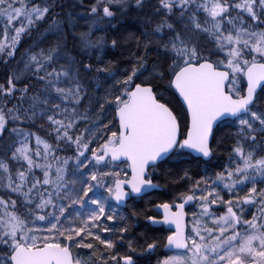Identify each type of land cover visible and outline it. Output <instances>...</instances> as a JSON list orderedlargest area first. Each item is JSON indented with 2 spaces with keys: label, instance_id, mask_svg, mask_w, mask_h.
<instances>
[{
  "label": "snow or ice",
  "instance_id": "6c2138e0",
  "mask_svg": "<svg viewBox=\"0 0 264 264\" xmlns=\"http://www.w3.org/2000/svg\"><path fill=\"white\" fill-rule=\"evenodd\" d=\"M78 6L0 0V264H264V0Z\"/></svg>",
  "mask_w": 264,
  "mask_h": 264
},
{
  "label": "trees",
  "instance_id": "16d2710c",
  "mask_svg": "<svg viewBox=\"0 0 264 264\" xmlns=\"http://www.w3.org/2000/svg\"><path fill=\"white\" fill-rule=\"evenodd\" d=\"M61 3L65 6L68 13L72 14V20L77 24V31L83 32L87 31L89 24L86 22V20L83 18L85 14V10L78 6L79 0H61ZM59 11V9H58ZM64 13V9H63ZM67 14V12H65ZM140 28V25L138 21L135 19L134 16L129 17L124 22V29L123 34L128 35L129 33H135L137 36H139L138 29ZM97 35H102V33H97ZM71 42V41H70ZM25 48L27 45L24 46ZM135 50V44L133 43H125L121 48L113 49V50H107V55L104 57L105 61H112L116 68L119 70L121 67L126 66L127 58L129 56V50ZM21 52L24 51L23 48L20 49ZM3 73V69H0V74ZM169 167L173 170V173H180V170L185 167H191L192 173L195 175H198L201 173V170L203 168V165L197 166L195 161L192 162H173L169 165ZM182 174V173H180ZM168 178L164 176H159V182L161 185H165L158 191H153L149 193L148 195L144 196L143 199H140L137 202H130L127 207L121 208V212L125 215H128L131 217L132 223L134 225L133 231L134 232H142L147 229L146 222L143 218V216L136 217L132 216V210L135 209H143L146 206L151 207V202L155 201L156 203H159L161 201H164L168 198L170 191H171V185L167 184ZM154 211V210H153ZM157 236L161 235V232L155 233ZM140 264H155V259L153 257H140L139 258Z\"/></svg>",
  "mask_w": 264,
  "mask_h": 264
},
{
  "label": "flooded vegetation",
  "instance_id": "af4514ba",
  "mask_svg": "<svg viewBox=\"0 0 264 264\" xmlns=\"http://www.w3.org/2000/svg\"><path fill=\"white\" fill-rule=\"evenodd\" d=\"M140 199H138V200H136V201H134V202H137V201H139ZM153 214H155V211H153ZM153 227H159V226H153ZM163 235H164V233H161V237H163ZM161 251H164V249H161ZM145 257V256H144Z\"/></svg>",
  "mask_w": 264,
  "mask_h": 264
},
{
  "label": "bare ground",
  "instance_id": "6f19581e",
  "mask_svg": "<svg viewBox=\"0 0 264 264\" xmlns=\"http://www.w3.org/2000/svg\"><path fill=\"white\" fill-rule=\"evenodd\" d=\"M63 9H64V14H66L65 12H67V14H69L68 11L66 10L65 6L63 7Z\"/></svg>",
  "mask_w": 264,
  "mask_h": 264
},
{
  "label": "water",
  "instance_id": "95a60500",
  "mask_svg": "<svg viewBox=\"0 0 264 264\" xmlns=\"http://www.w3.org/2000/svg\"><path fill=\"white\" fill-rule=\"evenodd\" d=\"M151 192H153V191H152V190H149V193H151ZM149 193H148V194H149ZM121 208H124V206H121ZM154 211H155V210H154ZM164 250H165V249H164Z\"/></svg>",
  "mask_w": 264,
  "mask_h": 264
}]
</instances>
